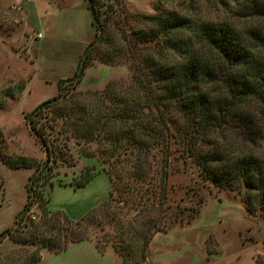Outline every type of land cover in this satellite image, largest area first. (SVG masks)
Segmentation results:
<instances>
[{
  "label": "trees",
  "instance_id": "1",
  "mask_svg": "<svg viewBox=\"0 0 264 264\" xmlns=\"http://www.w3.org/2000/svg\"><path fill=\"white\" fill-rule=\"evenodd\" d=\"M84 1L94 38L74 75L59 82V94L23 117L45 155L46 176L39 181L37 169L28 178L17 228L3 231L0 244L18 234L12 238L16 245L59 253L94 232L99 250V242L110 244L121 264H138L153 234L173 222H190L205 202L201 192L212 188L239 196L249 216L264 218V0L242 1L234 10L198 19L159 8L154 15L131 14L123 0ZM112 23L119 27L118 42L108 33ZM96 58L123 66L124 83L112 81L85 94L64 92L66 83H80ZM70 142L96 145L98 153L84 154L96 164L81 170L76 186L98 172L111 184L108 200L75 222L49 211L40 189L52 186L50 164L73 165ZM177 173L191 177L186 191L197 197V206L169 198V181ZM30 198L42 208L41 224L25 216ZM122 211L130 230L139 224L130 241ZM39 260L35 251L26 264Z\"/></svg>",
  "mask_w": 264,
  "mask_h": 264
},
{
  "label": "rangeland",
  "instance_id": "2",
  "mask_svg": "<svg viewBox=\"0 0 264 264\" xmlns=\"http://www.w3.org/2000/svg\"><path fill=\"white\" fill-rule=\"evenodd\" d=\"M102 1L109 3V0ZM242 1L247 0H123V3L131 14L154 15L159 8L198 19L200 15L213 16L230 8L234 10ZM76 3L77 0H69L66 5ZM61 7L62 3L52 0H0V178L3 181L0 234L16 230L17 216L27 201L28 178L37 169L40 170L36 172L39 181L46 176L41 168L45 155L29 133L23 117L56 97L59 82L71 78L78 67L80 56L74 60L72 46L83 40L82 10L84 12L87 8L85 5L84 9L73 7L74 10L67 14L71 13L74 18L67 21ZM85 12L88 14L87 10ZM114 18L115 21L120 19L116 13ZM90 20L85 23L87 28L92 27ZM238 23L245 22L238 19ZM44 27H49L52 34H48L49 30L42 31ZM118 28L113 23L109 26L108 33L112 34L115 42L119 39ZM38 31L42 34L39 40L34 38ZM92 32L88 44L94 38L95 31ZM99 49L102 53L105 50L103 45ZM68 73L70 76H64ZM127 76L123 66H109L96 58L85 69L80 83H66L64 92L85 94L101 91L109 82L124 83ZM69 146L72 154L70 164L73 165L50 164L49 168L52 172L54 170L52 186L46 184L40 189L46 194L49 211L60 212L75 222L108 200L111 184L107 174L98 172L85 185L77 187L75 179L81 170L96 164L93 158L84 154L90 152L93 157H98L97 147L93 144L85 148L76 147L72 142ZM16 164L22 167L14 168ZM175 167L183 170L180 164ZM191 181V177L188 180L179 173L170 178L173 192L169 198L174 204L198 205L197 197H191L186 191ZM201 194L205 202L195 217L188 223L173 222L164 230L155 232L149 240L145 257L138 260V264H264V218L249 216L240 197L232 193L217 192L212 188L210 192L202 191ZM28 200L30 206L25 216L41 224L40 204L34 203L32 198ZM120 213L123 231L130 241L139 224H133L134 228L130 230L128 217H124V211ZM11 236L18 239L19 235ZM96 236L99 233L93 232L88 240L69 243L59 253L32 246L22 247L7 236L0 244V264H26L29 255L35 251L40 256L35 264H121L122 259L110 244L99 242L102 250L96 247ZM130 264H136V261Z\"/></svg>",
  "mask_w": 264,
  "mask_h": 264
},
{
  "label": "crops",
  "instance_id": "3",
  "mask_svg": "<svg viewBox=\"0 0 264 264\" xmlns=\"http://www.w3.org/2000/svg\"><path fill=\"white\" fill-rule=\"evenodd\" d=\"M52 1H55V2H58V3H62L63 4V7H61L62 8L61 11L64 12V13H66V15H67V21H69L70 19L72 20V18H74V16L71 13L70 14H67L69 11L74 10V9H77V8L84 9L83 8L84 5H85V8H86V4H85L84 0H77L78 3H76L74 5H71V6H67L66 5L69 2V0H52ZM73 7H74V9H73ZM86 10L84 9V12L82 10V13H84V18L82 16V34H83V37L82 38H83V40H81V41H79L77 43L76 42L73 43V46H72V47H74V54H75L74 60H76V56L79 59V56L84 51L85 47L87 46L88 42L90 41V38H92V34L90 35L91 31H93L92 33H94V29L92 27L89 28V26H88V28H87V26H85V23H86L87 19H90V14H89V12L87 14V12H85ZM88 23H89V21H88ZM66 26L68 27V24ZM42 31H44V32L48 31V34L49 35L52 34V31H51V29L49 27L48 28L47 27H44V29ZM37 33H40L41 34V32H39V31ZM40 39H42V34H41V38ZM73 70H75V69H73ZM70 74L71 73H68V74H65L64 76H70Z\"/></svg>",
  "mask_w": 264,
  "mask_h": 264
},
{
  "label": "built area",
  "instance_id": "4",
  "mask_svg": "<svg viewBox=\"0 0 264 264\" xmlns=\"http://www.w3.org/2000/svg\"><path fill=\"white\" fill-rule=\"evenodd\" d=\"M34 38L35 39H40L41 38V34L40 33H37Z\"/></svg>",
  "mask_w": 264,
  "mask_h": 264
}]
</instances>
